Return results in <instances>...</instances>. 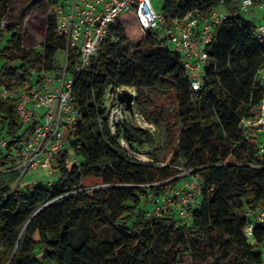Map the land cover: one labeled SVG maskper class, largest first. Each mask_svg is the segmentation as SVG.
I'll use <instances>...</instances> for the list:
<instances>
[{"label": "trees", "instance_id": "1", "mask_svg": "<svg viewBox=\"0 0 264 264\" xmlns=\"http://www.w3.org/2000/svg\"><path fill=\"white\" fill-rule=\"evenodd\" d=\"M59 2L0 0V138L9 142L0 147V264H261L264 226L246 234V211L264 207V153L240 121L262 97L257 74L264 47L241 0H166L161 6L167 20L220 3L232 13L207 48L198 90L181 54L159 30L145 31L132 10L112 23L88 69L76 70L79 55L71 49L66 72L75 80L78 108L71 150L56 161L52 181L14 185L22 175L18 143L34 128L20 120L17 89L63 74L57 56L67 40L57 30ZM49 8L39 42L26 22ZM124 85L137 89L136 105L154 130L128 114L112 132L108 93ZM5 90L14 93L4 96ZM168 96L175 101L170 114L158 103ZM180 172L203 185L190 222L175 211L147 215L146 204L170 193Z\"/></svg>", "mask_w": 264, "mask_h": 264}, {"label": "built area", "instance_id": "2", "mask_svg": "<svg viewBox=\"0 0 264 264\" xmlns=\"http://www.w3.org/2000/svg\"><path fill=\"white\" fill-rule=\"evenodd\" d=\"M163 4L166 0H162ZM264 10V0H241L240 8L245 17L254 16V7ZM58 32L67 40L63 51V74L49 76L45 83L25 81L17 89V112L25 127L34 123L30 134L20 138L17 146L19 164L17 168L22 175L19 182H24L26 174L40 168L47 169L48 179L52 181L57 176L54 167L63 152L71 150V136L78 121V108L73 95L75 80L67 77L66 67L71 49H76L79 55L77 71L89 68L94 59H98L103 42L106 40L112 23L124 11L132 10L137 15L141 27L145 31L159 30L160 37L171 43L173 49L179 52L191 77V84L198 90L204 75V66L208 61V46L214 41L221 23L232 13L223 3L210 12L196 10L184 18L167 20L161 9L153 0H60L55 7ZM261 22L256 23V38L264 47V14ZM263 85V93L259 102L248 107L241 118L240 127L248 137L254 134L258 138L259 150L264 153V62L257 74ZM129 88V89H128ZM131 86L111 88L108 93L110 126L116 132L131 111L120 100L124 90ZM14 92L4 91V96ZM133 105L135 100L132 101ZM8 140L0 138V147L6 148ZM122 143L127 142L122 138ZM203 185L197 177L192 178L184 186L155 199L156 207L147 215H162L175 211L184 222L192 219V209L197 205ZM246 216L250 223L246 234L252 235L256 226H264V207L248 209ZM263 253L264 250L262 249ZM261 264H264V260Z\"/></svg>", "mask_w": 264, "mask_h": 264}, {"label": "rangeland", "instance_id": "3", "mask_svg": "<svg viewBox=\"0 0 264 264\" xmlns=\"http://www.w3.org/2000/svg\"><path fill=\"white\" fill-rule=\"evenodd\" d=\"M69 1V0H68ZM156 7L158 9H161V6L163 5V1L162 0H153ZM51 9L49 8L48 12L46 13H41V12H33L26 24H27V28L29 29V31L32 33V37H34V39H36L39 42H42V35H41V27L42 24L45 20V17L50 13ZM254 16H251L252 20L255 21L257 24L261 22L260 17L263 16L264 14V10L255 6L254 7ZM127 19L128 17H123L121 19L122 22H124V24H127ZM128 31V35L131 38V40H133L134 42L137 40V34L136 31L134 30V28L130 27ZM134 42L130 43V50L131 52H136L138 50V47L134 44ZM57 64L61 65L64 67V56L62 53H59L57 56ZM68 78H70V74H68L67 76ZM22 86H25L24 84H22ZM129 89V88H128ZM131 92H133L136 96V94L138 93L137 89L135 87H131L130 90ZM142 91L145 94H148V91L146 89H142ZM143 99H142V103H143ZM159 105L167 112V114H170L171 110L174 108L175 106V101L173 99V97H165L161 100H159ZM150 110V109H148ZM132 115H131V120L133 123H135L136 125L143 127V128H151L152 130L155 129V127L150 124L140 113L137 105H136V97H135V104L133 105V110L131 111ZM156 135H158V131L156 132ZM157 138H159V136H157ZM76 157L72 156V159L75 160ZM140 158L142 159H147L146 156L144 155H140ZM169 158V153L166 154V159L168 160ZM74 161H71V163H73ZM54 167H56L57 163L54 162ZM178 168L181 170L182 166H178ZM36 171V172H35ZM33 171V173H29L26 174L24 177V180L27 182L32 181L33 179H42V180H47L48 179V172L47 169L44 168H40L38 171L35 170ZM190 177L188 175L187 172H180L178 174H175L171 179L175 180L174 184H171V189L170 192L175 190L176 188L180 187V186H184L186 185L188 182H190ZM36 180V181H37ZM19 182V179L17 182H14V185L17 184ZM90 182V181H88ZM162 196H160L161 198ZM131 204V203H130ZM157 203H155L154 201L149 202L148 204H146V209H154L156 207ZM1 250H2V245L0 244V256H1Z\"/></svg>", "mask_w": 264, "mask_h": 264}, {"label": "water", "instance_id": "4", "mask_svg": "<svg viewBox=\"0 0 264 264\" xmlns=\"http://www.w3.org/2000/svg\"><path fill=\"white\" fill-rule=\"evenodd\" d=\"M120 100L123 101L126 104V107L132 111L133 110V103L132 101L135 100V94L129 90H124L120 94Z\"/></svg>", "mask_w": 264, "mask_h": 264}, {"label": "crops", "instance_id": "5", "mask_svg": "<svg viewBox=\"0 0 264 264\" xmlns=\"http://www.w3.org/2000/svg\"><path fill=\"white\" fill-rule=\"evenodd\" d=\"M34 180V179H33ZM261 249H263L264 250V243H263V245L261 246ZM264 254V253H263Z\"/></svg>", "mask_w": 264, "mask_h": 264}]
</instances>
